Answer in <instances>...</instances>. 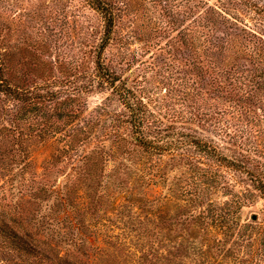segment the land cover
<instances>
[{
    "label": "trees",
    "instance_id": "1",
    "mask_svg": "<svg viewBox=\"0 0 264 264\" xmlns=\"http://www.w3.org/2000/svg\"><path fill=\"white\" fill-rule=\"evenodd\" d=\"M142 1L180 28L177 76L148 74L155 64L135 75L132 59L104 56L126 0H87L101 16V37L84 51L92 66L70 62L68 77L22 79L0 52V264H100L76 252L100 237L114 247L108 264H264V221L239 222L255 192L264 201V0ZM96 90H108L118 107L89 112ZM53 137L62 146L47 166L63 158L71 165L57 188L36 185L31 158ZM169 169L181 173L176 184L186 179L174 225L189 234L216 226L221 238L167 248L168 218L153 203L147 208V197L140 215L112 224L123 232L95 231L109 184L125 188L135 178L146 195L168 181ZM237 186L244 195L229 207L211 197ZM63 243L76 251L63 253Z\"/></svg>",
    "mask_w": 264,
    "mask_h": 264
},
{
    "label": "rangeland",
    "instance_id": "2",
    "mask_svg": "<svg viewBox=\"0 0 264 264\" xmlns=\"http://www.w3.org/2000/svg\"><path fill=\"white\" fill-rule=\"evenodd\" d=\"M126 1L129 3L128 9L122 11L123 15L119 17L115 28V40L106 48L104 56L109 58L117 55L121 59L123 57L132 59L135 75H140L143 67H151L155 64L153 71H149L148 74L160 73L167 77L172 69L177 76V71L182 64L179 59L180 28L173 29L169 18L160 14L159 7L156 10L152 4L142 0ZM101 30V16L87 0H0V52L7 54V59L16 71V76L22 79L40 80L41 77H47L53 80L56 77H68L69 74L63 69L65 67L69 69L68 63L73 61L92 66V58L87 60L84 51L89 44H93V41L99 40ZM39 44L43 46L42 50L39 49ZM36 45L39 47L36 48ZM157 55L161 57L160 60L155 58ZM44 65L52 69H38ZM108 96V90L106 92L96 90L89 94L87 97L89 112L101 103L109 104L112 110L117 108L119 103L116 98L109 96L112 100H107ZM58 146H62V143L57 137H53L34 148L31 158L36 172V185L45 184L52 188L53 182L56 183L55 188H57L69 178L71 165L64 158L52 167L47 166L48 160L52 159L55 148ZM83 152V148H80L79 153ZM56 167L59 171H53ZM176 175H181L178 169H169L168 181L156 187H149L148 191L146 189V195L138 191L135 178L130 177L125 188L109 184L108 191L113 190V194L107 195L108 199L105 197L100 199H103L105 203L104 208L98 211L97 218L100 220L97 222L95 231H100L101 236L109 227H114L110 229V232L114 234L123 232L121 228L112 224L128 221L140 215L142 213L139 208L140 200L147 197L152 201L147 202V208H151L153 203L155 208L168 218L165 222L167 248L174 249L185 241L199 243L202 239H206L210 243L215 237L221 238V230L216 226L207 229L208 234L202 227L191 230L189 234L182 231L180 224L174 225L173 218L181 208L180 206L184 204L180 185L186 183L184 178L178 183L179 185L176 184ZM106 186L99 191L103 192ZM242 192H244L243 188L237 186L234 188L235 194L214 193L211 197L215 198L221 207H229V201L236 199L235 195L242 197L244 195ZM79 193L82 194L85 202L89 201L86 187ZM256 194L258 193L255 192L251 196L253 203L241 209L239 222L244 224L252 219L264 221V201ZM254 215H256L255 218ZM100 238L95 240L93 245L89 241L86 242L79 252L74 249V246L66 243L60 244V249L64 253L70 248L71 251L77 252L80 259L88 263L93 261L86 255L89 253L90 258L97 257L95 260L98 259L100 264H108L111 261L108 252H111L114 247L104 237ZM54 255L55 253L52 254V258ZM183 259L185 262H191L189 258ZM125 264L135 263L129 259Z\"/></svg>",
    "mask_w": 264,
    "mask_h": 264
},
{
    "label": "water",
    "instance_id": "3",
    "mask_svg": "<svg viewBox=\"0 0 264 264\" xmlns=\"http://www.w3.org/2000/svg\"><path fill=\"white\" fill-rule=\"evenodd\" d=\"M256 217V215H254V218Z\"/></svg>",
    "mask_w": 264,
    "mask_h": 264
}]
</instances>
